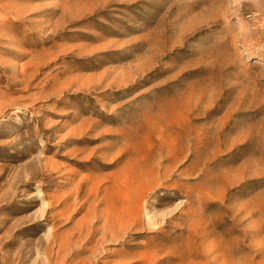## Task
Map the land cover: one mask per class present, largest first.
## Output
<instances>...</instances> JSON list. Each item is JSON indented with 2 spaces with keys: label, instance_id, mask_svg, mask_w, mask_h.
Returning <instances> with one entry per match:
<instances>
[{
  "label": "rangeland",
  "instance_id": "374dc122",
  "mask_svg": "<svg viewBox=\"0 0 264 264\" xmlns=\"http://www.w3.org/2000/svg\"><path fill=\"white\" fill-rule=\"evenodd\" d=\"M6 29L0 264H264V0H0ZM176 72L206 87L187 150L164 161L162 127L106 150ZM126 145L158 167L128 196Z\"/></svg>",
  "mask_w": 264,
  "mask_h": 264
},
{
  "label": "bare ground",
  "instance_id": "6f19581e",
  "mask_svg": "<svg viewBox=\"0 0 264 264\" xmlns=\"http://www.w3.org/2000/svg\"><path fill=\"white\" fill-rule=\"evenodd\" d=\"M9 29L2 31L0 34V41H6L13 43V40L10 36H7ZM3 52H6L10 57H18V54L14 51L1 49ZM139 57L138 51L135 53ZM142 56L139 58L141 59ZM154 59V58H151ZM147 67H143L142 63L138 64V67L134 72L136 74L142 73ZM170 69H166L165 72ZM7 72L9 75L5 76L3 73ZM110 71L103 73L96 81L95 86L103 85ZM14 66L8 65L7 67L0 65V79L6 77V81H12L14 79ZM191 72H188V74ZM175 74L170 75L166 78V83L158 86V91L151 95L152 102L148 106V113L150 115L149 120L145 123L139 124L138 127L129 134H110L109 137L112 139V142L106 145V150H113L114 147H120L119 144H123V141L130 136H136L142 133V130H147L150 135L153 133V136L163 134V131L159 127L169 129L170 131V143L167 148H164L163 159L164 161H172L184 153L189 147L185 138L189 137V131H185L184 126L191 123L192 121H197L198 116L203 112L201 102L204 99V92L206 87L197 88L194 83L188 84L178 81L176 86H172V81L167 82L170 78H175ZM27 77L29 74L24 73L23 82H27ZM121 81L126 79L125 75H121ZM112 83H107L106 85H111ZM202 109V110H201ZM95 127V126H94ZM96 128H91L90 130H95ZM161 133V134H160ZM216 135L221 136L220 131L216 130ZM160 142V140H158ZM163 148V147H162ZM128 154L131 157V163L128 165L127 169L121 171V178L118 180L115 186L124 190L123 195L128 196L129 187L134 184L132 180L135 178L137 181L138 187L144 185L145 182L150 181L155 174L157 173L158 167L152 162L153 156L156 154L154 151V146L147 147L146 149L141 148L138 150L133 149L131 146H125L124 150L121 152H116V159L112 161L113 165L118 158ZM119 155V156H118ZM109 166V164H106ZM106 166V167H108ZM169 166H163L161 169L163 172L168 170ZM118 201V200H117ZM120 201H122L120 199ZM126 214V213H125ZM188 252L186 256L183 257V261L186 264H190L191 252L189 249L183 250V254ZM194 256V255H193Z\"/></svg>",
  "mask_w": 264,
  "mask_h": 264
}]
</instances>
